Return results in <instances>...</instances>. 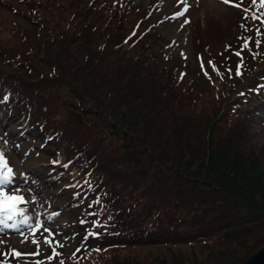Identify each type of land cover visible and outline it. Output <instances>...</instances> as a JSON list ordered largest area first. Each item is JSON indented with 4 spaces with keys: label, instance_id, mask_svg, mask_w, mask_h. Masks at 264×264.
<instances>
[{
    "label": "trees",
    "instance_id": "1",
    "mask_svg": "<svg viewBox=\"0 0 264 264\" xmlns=\"http://www.w3.org/2000/svg\"><path fill=\"white\" fill-rule=\"evenodd\" d=\"M16 1L0 0V112L23 117L29 139L52 161L54 150L73 155L70 137L88 110L97 127L115 124L103 136L91 129L96 140L85 143L103 197L97 215L81 211L100 222L99 242L83 253L87 264H241L264 244V155L249 142L264 100V8L241 22L252 58L235 93L242 97L228 102L222 93L233 86L218 94L209 86L213 97L197 102V91L175 87L190 77L172 71L186 66L170 60L164 71L162 49L147 51L148 34L128 31L135 19L125 30L130 17L100 26L94 15L84 32L70 14L75 0ZM139 15L138 28L147 31ZM210 69L193 88H205Z\"/></svg>",
    "mask_w": 264,
    "mask_h": 264
},
{
    "label": "rangeland",
    "instance_id": "2",
    "mask_svg": "<svg viewBox=\"0 0 264 264\" xmlns=\"http://www.w3.org/2000/svg\"><path fill=\"white\" fill-rule=\"evenodd\" d=\"M10 1L15 3L16 0ZM63 1L67 2L70 0ZM129 1L132 6L127 3ZM148 2L154 4L148 11L153 14L158 12L157 19L152 25V28H150V23L148 24L149 31L155 35L148 32L145 33L144 30H139V25L131 21V19H136L140 16L139 14L142 10H145L141 6H144ZM186 3L187 10H185L182 0H75L70 6V14L73 13L72 18L77 21L76 25H82L81 30L84 32L87 24L83 22L91 19L94 15L100 26L110 25L112 16L121 15L124 17L127 16V18L130 17V23H125V30L132 23L128 31H132L135 35L141 33L144 37L146 34H148V37H152L154 44H151L148 38L146 39V45L149 46L148 50L154 53L158 50V46H161V48L165 47L166 56L163 55V57L168 61L164 62V66H162L164 71L166 70V65L172 58L177 61L176 64L182 61L181 64L186 66L180 67L179 65L171 64V68L177 66L172 71L175 78L176 75H184V79L188 76L190 77V80L185 84H183L184 80H178L175 87L178 92L188 90L190 96L192 91H197V102L200 99L206 98V100H210L213 97L215 94L214 90L210 89L209 86L217 90V94L221 87L228 84L233 86L235 89L232 91L222 93L223 99H227L226 101L228 102L233 97L239 95L242 97L241 93H235L243 89V85L246 82L245 79L248 74L250 75L251 70L248 68V65L252 61V58L248 56L250 55L249 52L243 51L244 66L240 69L242 75L240 78H236L233 75L237 71L240 58L235 55V52L241 49L244 41L248 37L243 29V25L240 28L241 30L237 38L235 37L236 33H233L236 28V23L227 26L231 19L234 21L235 18H240V13L238 14L237 11H234V8H231L229 4L222 3V0H186ZM122 7L128 11L125 10L123 12ZM181 9H183V15L176 16V13L180 12ZM101 10H104L101 12L103 20H100ZM42 13L43 11L37 8L36 14L40 16ZM218 25L226 28L223 33L217 35L203 33L207 27L216 28ZM72 28L73 25L70 24L68 30ZM202 39L204 41H201ZM126 41L127 43L123 42L124 48L131 51L133 48L132 41ZM209 62L212 63L210 64ZM213 65L217 70H214L213 73L211 72L212 75L205 88L202 85L201 88L198 85L193 88L192 82H196L200 71H202V75H207L210 73V67L213 68ZM178 67L180 68L178 69ZM177 69L179 71L178 73ZM229 69H231V74L229 73ZM109 79H111L110 84L114 82L112 78ZM261 113L262 115L259 114L257 116V119H260V121L256 122L258 120H255L251 128L253 135L250 136L249 142L254 144L256 150L262 148V155H264V110ZM94 115H96V111L88 110L83 113L79 120L81 127L77 128V132H74L70 137L75 146L72 150L74 162L71 168H79V171L75 175L78 179L76 186L82 189L81 192L76 191L75 193L78 194L79 201H83V205L80 206V212L75 215L76 222L73 228L69 220L70 215L66 212L67 203H65L68 195L66 187L69 183L60 182L57 184V181L54 182V177H58L59 172L54 169V162L51 163L48 160L45 163L44 161L39 162L36 160L42 158L36 154L37 147H32L30 156L27 157L26 148L30 140L25 137L24 133L20 132L17 122H14L15 125L13 126V123L6 124L7 118H2L0 114V150L3 151L8 165L10 167L13 166L15 172L20 177L30 174L31 171L28 169L34 170L37 173L34 175L41 177L39 181L35 182L28 180V184L26 183L27 186L22 189L19 187L23 185L15 184L14 181L17 179L14 177L9 186L16 188L14 190L10 187H8L9 190L6 189L7 193L15 192L17 195L24 197V214L29 216L30 220L28 224L21 223L17 230L6 228L0 231V256L4 252L6 253L4 258L0 259V264H19V261L24 264H32V260H36V258H41L43 264H53V262L47 259L53 256V249L59 253L53 260L64 259L70 261L77 254L79 258L76 264H87L86 257L81 254V241L85 239L88 226H85L84 231L81 211L87 210L89 214L97 215L103 197L101 191L95 186V182L92 179V172L94 170L91 171L90 169L92 168L93 161V158L90 156L91 147L86 146L85 143L90 138L96 140V134L91 129L98 130V134L101 136H103L104 132L112 134L115 129V124L111 127L110 123L108 124L109 130L105 127H97V121ZM122 135L124 134L122 133ZM37 144L40 145V143H36L35 145ZM15 161L19 162L22 167L17 166L19 164L16 165ZM32 182L36 187L39 186L38 188H40L39 190L36 189L38 197H35L34 194L28 191ZM72 182L74 180L71 178L70 183ZM91 190L94 195L93 199L91 198ZM28 204L30 205L27 206ZM68 211L74 215V211L69 209ZM19 219L23 220V215H19ZM37 219L42 223V227L33 232L30 225H35ZM45 228L50 229L51 233L45 232ZM46 237L52 241L51 245L44 243ZM34 239L38 243H33L32 241ZM57 242L59 243L57 244ZM13 250L24 255L15 256ZM37 252L39 253L38 255H32Z\"/></svg>",
    "mask_w": 264,
    "mask_h": 264
},
{
    "label": "snow or ice",
    "instance_id": "3",
    "mask_svg": "<svg viewBox=\"0 0 264 264\" xmlns=\"http://www.w3.org/2000/svg\"><path fill=\"white\" fill-rule=\"evenodd\" d=\"M231 2H232V0H222V3H224V4H229ZM182 3L184 4L185 10H187L186 0H182ZM253 3L255 4L256 0H253ZM260 5L262 7H264V0H260ZM234 6L240 7L239 4H235ZM245 11H247V10H245ZM181 15H183L182 12L176 13V16H181ZM253 18L255 19L257 17H255V15H253ZM185 23H187V21H185ZM256 44H257V47H259L261 42L256 41ZM244 50L251 51L248 39H246L244 41V44L242 45L241 49L239 51L235 52V55L238 58H240V63L237 66L236 75H242V72L240 71V69L244 66L243 55H242ZM251 54H252L253 59H256V57L259 55L258 53H254V52ZM209 63L211 64L212 62H209ZM213 68H214V70H217V69H215L214 65H213ZM229 73L231 74V69H229ZM12 179H13V170L8 166L7 161L5 159V156H4V153L2 150H0V231H3L6 228H18V226L16 224H9L8 223V221L13 220L14 217H16L17 215H23V220L21 221V223H23V224H28L29 220H30V217L24 214V209L18 207L19 204L25 203L24 197L17 195L15 192L10 195L9 193H7L5 191L6 187L12 183ZM53 215H56V214H53ZM49 219H51V217H49ZM82 223H83V221H82ZM94 223L97 226H100L99 221H96ZM40 227H42V223L38 219H37L35 225H30V228H32L33 232L39 230ZM44 231L51 233V230L47 229V228H45ZM90 235H98V233H90ZM32 242L38 243L35 239ZM44 243L51 245L52 241L46 237L44 240ZM58 243L59 242H57V244ZM13 254L15 256L24 255V254H22L16 250H13ZM38 254L39 253L37 252V253H34L32 255H38ZM58 255H59V253H57L55 251V249H53V256H50L47 259L52 260ZM37 264H43V262L38 261ZM61 264H63V261H61Z\"/></svg>",
    "mask_w": 264,
    "mask_h": 264
},
{
    "label": "water",
    "instance_id": "4",
    "mask_svg": "<svg viewBox=\"0 0 264 264\" xmlns=\"http://www.w3.org/2000/svg\"><path fill=\"white\" fill-rule=\"evenodd\" d=\"M242 264H264V244L253 250Z\"/></svg>",
    "mask_w": 264,
    "mask_h": 264
}]
</instances>
